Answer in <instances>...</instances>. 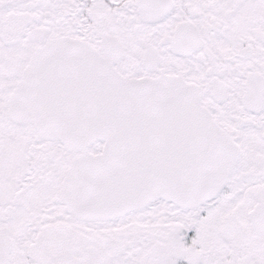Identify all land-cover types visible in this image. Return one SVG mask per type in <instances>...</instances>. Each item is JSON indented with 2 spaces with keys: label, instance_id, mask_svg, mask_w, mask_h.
<instances>
[{
  "label": "snow or ice",
  "instance_id": "snow-or-ice-1",
  "mask_svg": "<svg viewBox=\"0 0 264 264\" xmlns=\"http://www.w3.org/2000/svg\"><path fill=\"white\" fill-rule=\"evenodd\" d=\"M0 264H264V0H0Z\"/></svg>",
  "mask_w": 264,
  "mask_h": 264
}]
</instances>
